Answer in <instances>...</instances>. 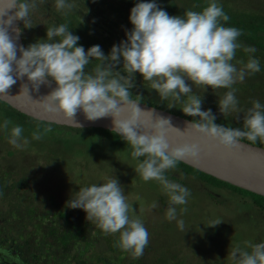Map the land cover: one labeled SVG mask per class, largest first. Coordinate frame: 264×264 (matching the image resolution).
I'll list each match as a JSON object with an SVG mask.
<instances>
[{
    "label": "clouds",
    "instance_id": "1",
    "mask_svg": "<svg viewBox=\"0 0 264 264\" xmlns=\"http://www.w3.org/2000/svg\"><path fill=\"white\" fill-rule=\"evenodd\" d=\"M42 3L44 0H0V94L7 95L17 80L24 77L37 91L44 84L51 87L54 81L56 86L38 100L43 111L63 112L68 119H75L78 111H82L89 121L111 117V131L131 146V156L138 161L135 172L145 182L157 181L168 196L165 216L169 221L177 219L176 206L187 204L190 190L169 180L165 173L185 158L198 159L201 147L196 142L169 144L167 134L174 129L179 131L172 126L171 118L156 114L154 109L141 108L139 100L132 98L137 72L162 100L171 97L182 104L184 114L198 117L187 122V127L202 136L228 150L238 148L243 139L264 141V105L259 100H253L252 107L243 113V127L233 128L215 123L212 110H202V97L190 94L193 84L211 86L214 90L230 89L219 98V108L225 117L229 111L238 114L236 89L232 86L242 82L246 75L260 71L259 60L251 55L246 63L243 59L237 61L239 69L232 63L237 49L242 48L248 54L256 49L238 43L240 29L221 23L230 17L217 0H208L199 12L185 10L182 16L169 15L155 0H140L130 11L133 28L126 30L127 39L114 44L108 55L99 45L87 51L78 46L80 37L66 23L47 26L46 39L27 47L18 45L22 30L15 28L13 36L10 28L15 21H23L24 27L31 28V16ZM75 7L68 0H55L57 12L66 14ZM92 60L99 63L91 71H85ZM121 64L123 71L117 70ZM186 81H191V85ZM23 91H29L27 85ZM10 124L12 121L4 120L0 130L5 132L8 143L23 148L29 141L22 136V127L13 125L9 129ZM51 131L49 126L41 132L38 126L32 138L41 140ZM140 157L144 159L139 160ZM67 205L83 209L87 220L106 235L119 233L114 247L129 252L133 258L143 255L149 233L139 217L129 215L131 206L117 178L79 187ZM152 207L157 204L154 202ZM180 211L186 212L187 208ZM178 225L183 229V220ZM228 256L233 264H264V241H245V248L236 246Z\"/></svg>",
    "mask_w": 264,
    "mask_h": 264
},
{
    "label": "rangeland",
    "instance_id": "2",
    "mask_svg": "<svg viewBox=\"0 0 264 264\" xmlns=\"http://www.w3.org/2000/svg\"><path fill=\"white\" fill-rule=\"evenodd\" d=\"M90 1L98 2V0ZM108 1L99 0L100 3L107 4ZM110 1L111 6L126 8L125 13L120 14L117 9L103 4L97 13L104 22H108L111 17L123 21L131 8L140 2V0H131L129 8L124 2L117 5L115 0ZM146 1L150 2V0ZM159 1L161 0H155L156 3ZM167 1L171 2V0ZM68 2L76 5L74 9L67 11L68 16L77 14V11L83 12V7L86 5V2L82 0H68ZM172 2L174 3L172 7L169 4L164 6L159 2L162 5L159 7L171 16H174L172 15L174 12L178 14V10L199 12L208 4V0H172ZM217 3L227 7L224 12L230 17L228 21L234 24L242 23L243 19L249 18L255 21L260 20L254 15L264 17V0H217ZM55 12H57L55 0H44V3L40 4L31 16L33 24L31 28L24 27L21 21L27 46L34 39H46L47 26L62 23L70 26L68 21H57L54 17ZM101 23L103 22L100 20L93 29L109 30L107 27L113 22L106 27ZM74 34L82 39V34L78 31ZM248 44L253 45V43ZM93 64L89 63L86 68H94ZM117 70L123 71L122 64ZM189 83L192 82L189 81ZM208 88L212 89L210 86ZM196 89L201 90L199 87ZM256 91L263 92L264 89ZM205 96L212 97L213 102H207L202 98V109H211L218 123H225L226 119L225 116H221L224 114L220 111L219 104H213L218 103L214 100H219L221 95L216 94L215 91L207 92ZM256 100L264 105V97ZM241 102L250 103L245 107H252V102L240 100L237 105L239 113L229 111L228 114L241 117L240 121H243L244 105L240 104ZM6 119L12 121L9 129L13 125L21 126L22 136L29 142L18 149L8 143L5 132L0 130V165L4 170L9 168L18 170V175L10 170L4 182L12 180V184L22 183L24 182L23 171H29L28 176L31 177L30 184L33 191L22 185H19L20 188L16 191H5L8 195L3 197L4 211L7 210L9 201H13L10 205L15 203L20 206L25 203L23 196L30 198L35 194L41 199L36 201L41 208H48L46 201V205L41 204H44L45 199H52L53 196L58 202H64L67 205V201L71 199L72 194L79 191V187L117 178L131 206L129 215L139 217L149 233L146 264H233L228 256L233 248L236 246L245 248V241L253 243L264 241V212L256 206L252 197L243 196L226 187L207 185L198 175L188 174L176 168L169 169L165 173L167 178L190 190L187 204L176 206L177 219L169 221L165 216L169 205L168 196L161 190L157 181L145 182L135 172L138 161L132 158V149L122 138L116 141L101 133L94 134L89 130H76L66 125L30 119L19 115L0 101V125ZM38 126L41 132L49 126L52 131L43 135L41 140H34L32 133ZM139 160L143 159L139 158ZM154 202L157 204L155 208L152 207ZM184 207L187 211L182 213L180 209ZM69 209L73 208L69 207ZM74 213L77 216H85L84 220H87V214L83 209H74ZM179 220L184 222L183 229L178 225ZM218 220L221 221L219 224L209 225ZM93 228H97L94 223ZM115 236H119V233ZM106 245L103 241L99 246L105 248Z\"/></svg>",
    "mask_w": 264,
    "mask_h": 264
},
{
    "label": "trees",
    "instance_id": "3",
    "mask_svg": "<svg viewBox=\"0 0 264 264\" xmlns=\"http://www.w3.org/2000/svg\"><path fill=\"white\" fill-rule=\"evenodd\" d=\"M86 2V5L83 7L82 11H77V14L68 16L67 14H64L62 12H55L54 17L57 18V21L59 22H65L68 21L70 26L69 30L74 34L79 33L82 34V39L80 38L78 41V46H83L85 50L87 51L88 48H90L93 45H99L104 52L105 55H108L111 51L112 46L119 45L122 40H126V30H131L133 28V25L130 21V12H128V16L123 19V21H119L117 19H114L111 17L108 22H104L103 19L98 16L99 14L97 11L101 6L104 4L108 5L109 8L112 7V9H117V12L120 14L125 13V9L123 6L120 8H117L118 6L113 5L111 6V1H108V4L105 2H91L90 0H82ZM117 5H120L122 2L126 3L128 6L131 7V0H115ZM135 1V0H133ZM147 2V1H146ZM162 3V5L169 4V6H173L174 3H169L167 0H161L159 1ZM157 2L158 6L162 7V5ZM166 2V3H164ZM171 4V5H170ZM223 10L225 11L227 7L222 6ZM131 11V10H130ZM184 11H179L178 14L176 12L172 13L174 16H182ZM181 14V15H180ZM243 14V12H242ZM107 16V14H105ZM254 17H258L260 20L255 21L254 19H243L242 23H236L227 21L223 23L225 26L235 27L237 29H240L242 32V35L238 38V43H241L244 46H251L256 49L255 53H245L243 49H237L236 50V56L235 59L232 61V63L238 68L239 64H237L238 60L243 59L245 63L247 62L249 55L256 58L260 62V71L256 72L254 74L246 75L245 79L240 82L237 81L232 87L236 89L235 96L237 98V101L240 100L243 101H249L252 102L253 100L258 99L261 97L263 99L264 97V91L259 92L256 91L257 89H264V17L260 15H254ZM257 19V18H256ZM102 21V25L105 27L113 22L109 27H107L109 30H100L97 31L93 29L97 24H99V21ZM235 22V21H234ZM20 27L22 30V25L20 21ZM261 32V34H257L258 32ZM96 32L98 33L96 35ZM76 35V34H74ZM23 40L25 47H27V43L24 39V35L22 33ZM47 38V37H46ZM109 38V40L107 39ZM43 39V38H42ZM30 40V39H29ZM39 39L32 40L36 42ZM92 40V41H91ZM253 43V45L248 44ZM263 44V45H261ZM90 63H94L95 66L99 61L92 60ZM239 69V68H238ZM92 69H85V71H91ZM126 75V73H124ZM186 83L190 84L189 81H186ZM191 85V84H190ZM199 87L201 89L198 91L196 88ZM208 86L203 85H192V95H197L202 97L203 99L207 100V102L212 103L213 98L206 97L205 94L207 92H215L216 94L221 95V98L223 95L229 91L230 89L226 88H217L216 90H212ZM211 87V86H210ZM143 90V91H141ZM218 90V91H217ZM202 91V92H201ZM132 92V98L140 100L142 102H146L147 104L154 105L160 108H164L167 110H170L172 112H175L177 114H180L184 117L190 118L192 120L198 119V117H192L188 116L183 113L181 107L182 104L180 102L174 101L171 97H169L167 100H162L159 94L156 92V90L150 88V83L148 81H144L143 77L140 73H136L134 77V87L131 89ZM220 92V93H219ZM242 98V99H240ZM183 99H186L184 97ZM240 99V100H239ZM1 102L12 108L15 112H17L19 115L26 116L30 119L37 120L31 116H28L14 107H12L7 102H4L0 99ZM218 102L219 100H214ZM219 104V103H213ZM240 104L244 105L242 111L246 112V110L249 107H245V105H249L250 103L241 102ZM169 106H173L169 108ZM205 110V109H202ZM220 116V115H218ZM224 117V115H221ZM225 123H218L217 120L214 122L227 126V127H233V128H242L243 127V121H240L241 117L237 119V117L232 116L230 114H227ZM55 124V123H54ZM70 127V126H69ZM76 130H89L90 132H93L94 134L101 133L106 135L107 137L114 139L118 141L117 139L121 138L119 135L115 134L113 131L99 128V127H84V128H75L71 127ZM247 140V139H243ZM249 141V140H247ZM252 142V141H249ZM255 144H259L264 146V141H261L259 138L252 142ZM131 147V146H130ZM144 159L143 157H140ZM176 169L188 173V174H194L200 176L202 181H205L207 185H212L216 187H226L234 192L241 194L243 196L252 197L254 203L256 206L264 212V196L257 194L255 192L246 190L244 188H241L239 186L233 185L229 182H226L224 180H221L213 175H210L208 173H205L203 171H200L193 166L186 164L183 161H179L175 167ZM12 171L13 173H16L18 175V170H15L13 168H9L8 170H4L2 173H0V189L4 192V196L8 195L5 191H16L19 187V185H22L23 187H27L28 181L30 182L31 177L28 176L30 173L29 171L25 172L23 171L22 177L24 179V182L12 184V180H5L4 178L9 174V171ZM11 172V173H12ZM197 176V177H198ZM29 177V180H28ZM14 179L16 180V176H14ZM210 193V192H209ZM35 194V192H34ZM212 194V193H211ZM19 195L23 196L19 193ZM23 198H25L23 196ZM35 202L41 201V199L36 197V194L34 196ZM48 205L51 203L57 202L59 203L57 205V208L55 210H48L46 214L43 212H38V207L35 208L34 213L39 214L43 217V221L46 222V225L49 226L48 229L45 230L47 234L51 237V248H52V255L53 260H55L54 263L58 264H146V252L147 247L146 246L143 252V255L139 258H133L132 255L129 252H125L119 247H114V243L118 240L119 236H115V234H105L101 229L93 228V223L84 220L85 216H77L74 213V209H60L58 208L61 205V202H58L54 196L52 199L47 198L44 200L43 203L46 202ZM64 203V202H63ZM68 206V205H67ZM48 215H51L52 222L49 221ZM48 220V221H47ZM48 222L50 224L48 225ZM106 242V246L100 247L99 245L102 244V242Z\"/></svg>",
    "mask_w": 264,
    "mask_h": 264
},
{
    "label": "water",
    "instance_id": "4",
    "mask_svg": "<svg viewBox=\"0 0 264 264\" xmlns=\"http://www.w3.org/2000/svg\"><path fill=\"white\" fill-rule=\"evenodd\" d=\"M15 28L21 29L20 21H15L10 28V34L13 36L16 35ZM17 44L25 47L22 32ZM17 55L19 57V51ZM24 85L28 86V92L23 91ZM55 86V82L52 81L51 87L44 84L37 91L32 87L27 77H24L23 80H17L7 95L0 94V99L37 120L76 128L99 127L111 131L113 127L111 117L89 121L82 111H78L75 119L66 118L63 112L43 111L38 100L42 95L48 94ZM139 106L144 109H154L156 114L171 118L172 126L179 131L174 129L167 134L170 145H179L184 142H196L200 145L201 155L198 159L185 158L181 161L221 180L264 196V146L242 140L239 142L238 148L228 150L209 137L202 136L188 128L187 122L192 121L190 118L140 100Z\"/></svg>",
    "mask_w": 264,
    "mask_h": 264
},
{
    "label": "flooded vegetation",
    "instance_id": "5",
    "mask_svg": "<svg viewBox=\"0 0 264 264\" xmlns=\"http://www.w3.org/2000/svg\"><path fill=\"white\" fill-rule=\"evenodd\" d=\"M3 171L0 165V173ZM27 187L33 191L29 181ZM3 197L4 192L0 189V264H58L53 260L52 239L45 232L49 226L34 211L38 207V212L46 214L50 209L55 210L59 203L53 201L48 208H41L31 195L30 198L25 196V203L20 206L10 205L13 201H9L4 211ZM58 208L64 210L68 206L61 202ZM48 218L52 222L51 215Z\"/></svg>",
    "mask_w": 264,
    "mask_h": 264
}]
</instances>
